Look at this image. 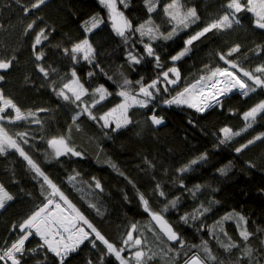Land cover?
<instances>
[{
	"label": "trees",
	"instance_id": "1",
	"mask_svg": "<svg viewBox=\"0 0 264 264\" xmlns=\"http://www.w3.org/2000/svg\"><path fill=\"white\" fill-rule=\"evenodd\" d=\"M33 2L34 0H21L18 5L14 0H0V59H11L13 55L16 57L9 70L0 72V75L5 76L0 81V90L25 114L29 111L35 112L42 121V125L32 123V117L15 123L0 121L7 134L17 140L26 154L38 163L68 200L109 242L122 247L127 230L131 224L137 223L139 230L134 236H142L146 240L145 251L150 249L149 254L156 253L148 264H169V261L168 257L161 255V249L165 246L149 230L153 222L143 211L137 190L145 194L154 211H159L167 200L182 197L178 209L164 214L174 229L189 244H200L202 239L208 240L209 247L224 264H232L237 257H242L245 242L241 240L234 221H226L223 225L233 241L240 245L231 254H226L217 241L210 238L207 228L200 232L197 228L201 223L212 226L233 210L247 217L246 227L250 232L256 233L257 226L264 228V141H257L242 153L235 152L240 145L264 133V117L257 119L251 128L234 137L229 143L219 144L222 138L219 130L222 127L228 126L234 131L244 128L243 113L264 100V89H258L248 97L241 96L239 92L230 93L221 99L222 105H216L202 113L187 106L166 105L164 100L171 99L202 75H207L205 66L213 70L217 67L227 68L228 65L219 59L217 53H226L234 45H240V51L229 59L238 63L241 68L253 71L257 66L264 65V51L260 50L264 46V30L254 26V16L247 12L239 13V25H234L222 33H209L201 41L195 42L192 51L175 64L181 77L177 84L168 85V91L165 92L164 84L161 83L160 93L147 108L129 109L128 114L133 121L131 124L116 132H110L96 121L90 120L87 115H83L79 120L80 130L73 127L69 132L72 116L78 109L76 105L67 104L55 96L51 88L53 80L57 82L58 88L62 87L63 83L71 79L74 68L89 93L103 84L112 95L93 109L97 116L102 115L122 100L115 95L116 84L108 80L104 73L120 81V73L123 72L133 81L134 90H138L135 81L141 77L145 84L151 83L158 73L173 66L170 56L183 48L184 40L224 14L227 0H181L183 10L195 8L200 19L173 40L154 43L161 56L163 69L155 67L153 58H146L141 64L129 67L126 46L113 31L109 13L100 0H46L44 5L26 15L22 6L30 7ZM117 2L120 11L132 22L133 27L149 18L145 0H127V7L119 3V0ZM170 2L171 0H158L157 9L151 14L153 25L159 26L164 33L170 31L172 26L164 14V5ZM93 17L102 23L89 34L85 32L83 25L86 22L90 25ZM33 21V29L28 30L25 35L27 25ZM41 29H44L49 38L37 46V51L45 53L44 59L38 62L35 60L32 44ZM86 35L96 49V63H99L103 72L82 59L73 65L70 56H65L63 52L65 48L70 50L74 43L83 40ZM138 39L139 34L132 37L133 41ZM131 47L130 43L127 48ZM136 49L143 53L142 45L136 44ZM37 63L49 71L47 80L37 70ZM89 72H95L96 75L89 78ZM62 77L65 78L63 81ZM83 100L90 104L92 97L87 95ZM153 109L156 115L163 118L164 122L159 126L152 125L148 119ZM112 127L115 125L112 124ZM24 132L28 133V143H24L18 136ZM61 135H70L72 145L83 153L82 158H51L52 149L47 141ZM202 153H207V160L193 166L194 171L184 174L177 171ZM248 162L255 167L250 168ZM110 164H115L124 175H120ZM225 166L228 171L221 175L218 169ZM73 170L80 173L75 188L67 182ZM181 175L188 188L196 184L209 187L203 188L197 199L193 200L180 187L178 177ZM34 176L35 173L29 169L27 162L14 149L0 155V184L14 197L4 209H0V249L15 237L18 225L42 205L51 192L44 185L46 191L42 195L43 179H34ZM93 177L100 181L104 189L102 194L95 190L99 194V201L92 195L94 183L89 184ZM157 182L168 193L167 199L151 195ZM56 198L59 199V196ZM209 200L218 203L201 221L195 222L192 227L180 222V216L185 212H191L200 203L207 204ZM93 203L100 207L103 215H97L96 210L89 206ZM64 207L70 211L66 205ZM13 225H16L15 229ZM83 227L86 231H91L87 225ZM93 239L94 234L80 245L77 252L70 255L67 264H88L89 259L93 264H101V256L106 254L107 249L100 241H96L97 247L93 248L89 242ZM220 239L228 242L223 233H220ZM262 239L264 232L256 233L249 238L247 246L259 249ZM40 244L34 235L29 237L25 242V253L22 257L18 256L22 264H59L58 258L47 252L46 247L38 248ZM31 249L37 251H28ZM122 256L129 257L130 252L126 250ZM103 264L119 262L114 256L104 255ZM177 264H183V255ZM243 264H248L247 259H244Z\"/></svg>",
	"mask_w": 264,
	"mask_h": 264
},
{
	"label": "snow or ice",
	"instance_id": "2",
	"mask_svg": "<svg viewBox=\"0 0 264 264\" xmlns=\"http://www.w3.org/2000/svg\"><path fill=\"white\" fill-rule=\"evenodd\" d=\"M18 5L21 4V0H14ZM46 0H34L30 7L22 6L23 12L27 15L31 10L38 9L44 5ZM106 8L109 9V18L112 21V29L119 36L126 46V61L129 67L141 64L146 58H153L155 67L163 69L161 56L157 53L154 43L160 40L171 41L177 37L182 31L190 28L192 24H195L200 18L197 15L195 8H188L183 10L184 6L181 0H171L170 3L164 5V14L168 19V22L172 25L171 30L167 33L161 31L159 26H154L151 18V14L156 11L158 6V0H145V6L147 12L150 14L149 18L140 25L133 27L132 22L124 16L122 12L117 9V0H100ZM119 3L127 7V0H119ZM224 14L220 15L217 19H214L207 23L202 29L196 31L193 35L184 40L183 48L176 54L170 56L172 67H169L167 71L158 73L157 78L152 80L151 83L145 84L143 77L135 81L138 85V90H134L133 81L121 72L122 79L116 81L112 76H107L108 80L113 81L116 84L117 92L115 95L122 98L121 103L111 108L108 112L97 116L93 109L97 105L105 101L112 93L103 84L95 87L91 93L81 83L80 77L73 68L71 71V79L68 82L63 83L62 87H57V82L52 81L51 88L53 93L58 99H62L67 104L76 105L78 111H75L72 116V123L69 125V132L74 127L77 131L80 130L79 120L83 115H87L90 120L96 121L104 129H108L110 132H116L121 128L126 127L133 121L129 117V109L134 107L147 108L149 104L160 93L161 88L159 85L164 84L163 91H168V85H175L180 80V72L175 66L176 62L187 56L193 49L195 42L201 41L209 33H222L231 29L234 25L240 24V19L237 14L247 12L254 16V26L258 29L264 30V0H227L224 5ZM102 23L96 17H93L91 24L86 22L83 28L86 33H92L93 29L99 27ZM35 21L29 23L25 29V35L28 34V30L33 29ZM139 34V39L132 40V37ZM48 34L41 29L35 36L32 44L33 52L36 61H42L45 57L43 51H37V46L42 45L44 41L48 40ZM146 38V39H145ZM132 44L131 48H127L129 44ZM136 44H140L143 47V53H140L136 49ZM261 51H264V46L260 47ZM240 51V45L232 46L226 53H217L219 59L224 61L228 65L227 68L217 67L214 70L208 69L205 66L207 75H202L199 80L194 84L188 85L183 91L177 93L176 96L171 99L164 100L166 105H187L188 108L195 109L196 112H204L206 109L213 108L216 105H222V97H226L228 94L233 93L234 90L238 91L243 97H248L250 93H255L258 89H264V65L257 66L255 70L249 71L241 68L238 63L229 59L234 53ZM65 56H70L73 65L78 64L80 60L86 61L89 65H94L96 68H100L99 63H96V49L90 42L89 36L79 42L72 45L71 49H63ZM16 57L13 55L11 59H0V72L7 71L13 66V62ZM37 70L43 74L45 80L49 78V71L41 64L37 63ZM231 69V70H230ZM234 70V71H233ZM55 71V69H53ZM103 72V69L100 68ZM242 74V75H240ZM96 75L95 72H89V78ZM162 77V79H161ZM174 77V78H172ZM246 78V79H245ZM5 79L4 75H0V81ZM65 78L62 77L61 81ZM91 95V103H87L83 100V97ZM11 109L14 115H11L8 110ZM38 111H47V109H38ZM29 117H32L31 122L41 124L42 121L36 116L35 112L29 111L25 114L20 107L17 106L14 101L6 97L3 90H0V121L7 120L9 123H15L19 121H26ZM264 117V100L251 107L248 111L243 113L242 119L245 122L244 128L239 131H234L232 128L225 126L219 130L220 136L219 144H227L233 140L234 137L240 136L243 132H246L257 121V119ZM152 125L159 126L164 121L162 117H159L155 113V109L152 110V115L148 117ZM102 122V123H101ZM112 124L115 127H112ZM19 138L28 143L26 137L27 132L19 133ZM257 141H264V133H260L248 140L246 143L240 145L235 149L237 154L242 153L249 146L255 144ZM48 146L52 149L51 158L59 160L60 157H83V153L79 151L71 143L70 135H61L58 137H52L47 141ZM10 149H14L23 159L27 162L29 169L35 173L34 179L42 178L43 184H41V194L46 191L44 185H47L51 192L45 197L46 203L39 207L36 211L32 212L30 216L24 219L19 225V236L11 243L10 246H6L2 252H0V261L4 264H22L21 259L26 251L25 242L33 234L43 241L38 245L39 249L46 247L47 252L53 253L59 261V264H67V259L72 253L77 252L78 248L84 241L89 240L90 235L94 234L95 239L90 240L93 248H96V241H100L105 245L107 252L101 256V264L104 261V255L114 256L119 264H148L156 253L149 254L151 251H145L146 240L142 236H134L139 230L137 223L131 224L127 230L126 237L123 239V246L117 247L115 244L109 242L98 231L88 219L68 200L65 194L59 189V187L49 178L48 175L42 171L41 167L35 162L26 152L20 147L16 139H13L7 134L5 128L0 124V155L6 154ZM207 160V153H202L196 158L192 159L188 164L180 167L177 171L181 174L194 171L195 165H199ZM149 163V166L152 165ZM110 166L119 172V169L115 164ZM248 166L255 167L251 162H248ZM228 171V167L218 169L221 175H225ZM120 175H124L119 172ZM80 173L73 170L72 174H69L67 182L76 187L79 181ZM127 179V177H125ZM180 180V187L183 188L193 200H196L201 190L209 185L196 184L191 188H188L183 183L182 175L178 177ZM94 183V190L92 192L93 197L99 201V194H102L104 189L99 180L95 177L89 182L91 185ZM129 183H132L129 180ZM175 183V182H174ZM135 188V184H133ZM99 190V194L95 192ZM216 191V189H212ZM137 195L143 211L151 217V221L155 222L149 227L150 231L154 232L156 239L160 241L165 247L161 249V255L168 257L169 264H177L178 259L183 255V264H224L222 260H218L217 255L213 253L209 247L208 240H201L200 244H189L180 233H178L173 224H171L166 218L165 213L170 210L178 209L182 197L177 196L163 205L159 211H154L149 203V199L146 198L144 193L137 190ZM151 195H158L159 197L167 199L168 193L163 190L160 182H157L155 188L152 190ZM59 196V199L64 202L67 209L70 211L65 214V209L60 203H54L53 197ZM14 199L13 195L9 194L3 184H0V209H4L9 201ZM125 196V200H127ZM218 201L209 200L207 204L200 203L191 212H185L180 216V222L192 227L195 222L201 221L206 214L212 211V208ZM54 206V207H50ZM94 208L97 215H103L100 207L93 203L89 205ZM226 221H234L237 231L242 241L245 242V247L242 249V257H237L232 264H243L244 259H247L248 264H264V239L260 241L259 249H252L247 246V242L251 236L256 233L264 232V228L257 226L256 233L250 232L246 227L248 223L247 217L243 214L233 210L219 220H217L212 226H207L203 223L199 225L197 231H203L207 228L211 239H215L218 245L224 250L226 254H231L232 250L239 248L240 245L233 241L232 237L224 230V223ZM82 225H87V228L91 231H86ZM16 225H13L15 229ZM158 228V231L155 229ZM220 233H223L227 238V243L220 239ZM130 252L129 257L122 256L125 251ZM195 250V251H193ZM33 253L37 249L28 250ZM201 252L203 255H201ZM191 253V254H189ZM255 253V255H254ZM173 254V255H169ZM88 264H93V261L89 259Z\"/></svg>",
	"mask_w": 264,
	"mask_h": 264
},
{
	"label": "built area",
	"instance_id": "3",
	"mask_svg": "<svg viewBox=\"0 0 264 264\" xmlns=\"http://www.w3.org/2000/svg\"><path fill=\"white\" fill-rule=\"evenodd\" d=\"M53 199H54V203H60L61 204V206L65 209V214H67L69 211L68 210H66V208L64 207V205H63V203L61 202V200L60 199H58V198H56V196L55 197H53ZM47 201H45L44 203H46ZM43 203V204H44ZM42 204V205H43ZM42 205H40L39 207H41ZM39 207H37L34 211H36ZM50 207H54V206H50ZM33 211V212H34ZM83 226V225H82ZM84 229H85V227H84ZM86 230V229H85ZM16 234H15V237L13 238V239H11L6 245H4L1 249H0V252H2L3 251V249L6 247V246H10L11 245V243L12 242H14L17 238H18V236H19V227H17V230H16V232H15ZM34 235V234H33ZM35 236V235H34ZM38 240H39V242L42 244L43 243V241L42 240H40V238L39 237H37V236H35ZM2 262V264H4V262L3 261H1ZM8 264H11V262L10 261H8Z\"/></svg>",
	"mask_w": 264,
	"mask_h": 264
},
{
	"label": "rangeland",
	"instance_id": "4",
	"mask_svg": "<svg viewBox=\"0 0 264 264\" xmlns=\"http://www.w3.org/2000/svg\"><path fill=\"white\" fill-rule=\"evenodd\" d=\"M116 6H117V9L120 11V9H119V7H118V2H117V5H116ZM104 7H105V6H104ZM105 8H106V7H105ZM106 9H107V11H108V13H109V9H108V8H106ZM120 12H121V11H120ZM172 78H174V77H172ZM193 84H194V83H193ZM234 92H238V91H234ZM176 95H177V94H176ZM176 95H175V96H176ZM173 97H174V96H173ZM120 103H121V102H120ZM173 105H174V104H173ZM180 106H187V105H180ZM206 110H208V109H206ZM206 110H205V111H206ZM8 112L11 113L12 115H14V113L12 112L11 109H9Z\"/></svg>",
	"mask_w": 264,
	"mask_h": 264
},
{
	"label": "water",
	"instance_id": "5",
	"mask_svg": "<svg viewBox=\"0 0 264 264\" xmlns=\"http://www.w3.org/2000/svg\"><path fill=\"white\" fill-rule=\"evenodd\" d=\"M228 95H229V94H228ZM222 98H223V97H222ZM222 98H221V99H222ZM152 222H153V221H152ZM154 223H155V222H153V224H154ZM157 230H158V228H157Z\"/></svg>",
	"mask_w": 264,
	"mask_h": 264
},
{
	"label": "bare ground",
	"instance_id": "6",
	"mask_svg": "<svg viewBox=\"0 0 264 264\" xmlns=\"http://www.w3.org/2000/svg\"><path fill=\"white\" fill-rule=\"evenodd\" d=\"M235 91V90H234Z\"/></svg>",
	"mask_w": 264,
	"mask_h": 264
}]
</instances>
